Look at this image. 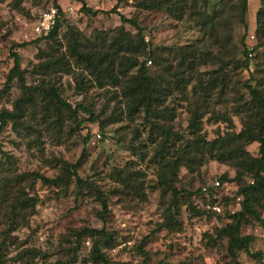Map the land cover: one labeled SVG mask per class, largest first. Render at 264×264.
I'll list each match as a JSON object with an SVG mask.
<instances>
[{
  "label": "rangeland",
  "instance_id": "rangeland-1",
  "mask_svg": "<svg viewBox=\"0 0 264 264\" xmlns=\"http://www.w3.org/2000/svg\"><path fill=\"white\" fill-rule=\"evenodd\" d=\"M81 1L95 15L81 12L80 3L57 0L64 23L54 40L45 41L33 34V27L41 13L54 7L53 0H0V88L12 66L8 56L10 47L29 43L15 49L21 68L27 71L25 83L36 85L42 80L46 85H55L63 101L71 107L83 105L94 119L89 123L84 113L65 112L61 126L55 127L52 120L41 122L36 118L37 108L34 120L30 109L25 108L20 127L13 129L7 123L1 129L0 264L64 263L74 247L72 232L82 228L103 230L111 236L112 247L100 249L110 264H234L226 254L225 241L215 237V230L227 224L226 215L240 208V199H233L237 186L231 182L232 167L209 160L194 173L180 168L173 187L183 193L177 197L178 204L170 209L173 223L172 230L167 231L163 225L168 219L166 210L171 197L169 192L164 196L160 193L156 167L150 161L154 146L147 140L148 128L142 115L135 116L131 122L125 121L123 100L111 87L98 89L86 83L84 91H78L75 80L87 78L78 74L70 58L67 59L73 75L44 78L31 71L39 62L38 50L49 52L51 47L50 51L58 54L64 51L72 28L90 41L111 38L121 25L119 17L109 13L116 8L119 15L140 27L147 49L157 55L145 64L149 75L163 85L177 82V90L170 88L163 103L172 118L159 124L186 137L187 110L194 103L193 108L209 113L202 119L205 139H227L247 123L246 117L235 113L242 101L249 100L243 83L249 82L264 97V30L260 32L256 23L260 1L247 0L245 27L238 22L239 0H169V9L154 11L137 8L136 0ZM123 29L132 36L136 33L127 24ZM255 47L257 50L250 52ZM178 48L188 52L196 48L210 56L203 65L197 61L179 65L175 52ZM243 50L248 53L247 69L241 66L245 59ZM218 61L227 62L220 71L226 88L221 96L217 91L211 92L202 103L196 98L200 94L194 96L192 90H198L200 81L204 84L218 73ZM168 74L176 78L170 80ZM18 96L13 84L8 96L0 101V111L10 110ZM209 115L230 119L232 128L222 122L208 121ZM257 149L256 143L246 147L252 156L257 155ZM79 160L77 177L96 187L105 200L102 219L97 216L102 208L94 194L84 189L77 193L73 177L57 187L33 181L34 174L47 179L65 177L63 164H75ZM116 171L122 172L120 177L130 174L132 189L116 179ZM222 175L226 176L225 182L219 180ZM25 198L32 200L31 206L13 212L12 203ZM183 202L203 215L189 216ZM213 206L219 209L218 213L211 210ZM258 212L262 218L261 210ZM240 234L253 238L250 252L259 253L260 258L239 253L237 264H264V224L242 225ZM93 239L80 240L74 264H90ZM139 247L146 254L145 260Z\"/></svg>",
  "mask_w": 264,
  "mask_h": 264
},
{
  "label": "trees",
  "instance_id": "trees-1",
  "mask_svg": "<svg viewBox=\"0 0 264 264\" xmlns=\"http://www.w3.org/2000/svg\"><path fill=\"white\" fill-rule=\"evenodd\" d=\"M57 0H53V6L56 10V19L54 26L48 35L40 38L45 41H52L57 35L58 29L63 25L62 13ZM80 3V11L95 15L90 9L83 6L81 0H72ZM137 8L146 11L167 10L171 6L168 5L169 0H136ZM178 2L180 0H177ZM260 1V9L256 14V23L258 30H264V0ZM119 2V0L117 1ZM176 1H173L175 4ZM175 6V5H174ZM247 9V0H239L238 3V22L245 27L244 17ZM109 13L119 17L120 26L114 30L111 38L100 37L94 41L85 39L80 33L71 28L69 41L64 51L45 52L38 50L36 59L39 61L32 67L33 73L39 77L46 78L50 75H73L71 65L67 58L72 60V66L77 68L78 74L85 75L87 80H75L76 89L84 91L87 86H95L98 89L103 87H111L116 90L119 97L123 100L122 116L125 121L131 122L135 116L142 115V121L147 126L148 142L154 146L150 161L156 167L157 183L160 187V193L164 196L167 192L171 197V202L167 207L168 219L163 225L167 231L172 230L173 215L170 209L178 204L177 197L183 191L176 190L173 182L177 177V171L184 168L188 173H194L209 160H213L218 164L228 165L234 170V177L231 182L237 186L233 199H240L239 210L226 215L227 224L215 230V237L218 240H224L227 256L237 264L236 257L239 253H244L249 258L259 259V253L250 252V244L253 242L251 236H241V226L250 225L255 222L259 225L264 224V97L259 89L249 85V82L243 83L245 93L249 97L248 101H242L236 108V114H242L247 118L244 129L237 134H233L230 138H217L207 141L202 132V119L208 113L207 110L198 111V108L188 107V125L186 137L179 133L172 132L169 128H165L159 124L164 120H171L172 115L166 107H163L164 99L169 95L170 88L177 90L178 85L175 83H158L151 77L145 67L146 62H150L157 58L155 52L148 50L141 32L140 27L130 19H126L116 12L113 8ZM130 25L135 31V35H130L124 31L123 25ZM39 40V39H38ZM96 41V42H95ZM37 42V41H36ZM29 43L12 45L9 49V58L12 66L7 72L5 81L0 88V101L5 99L13 84L19 91V96L11 103V109L0 111V131L7 123L15 129L16 126L22 125L21 119L24 116V109L29 108L32 118L34 110L38 109L36 117L41 122L52 120L55 127H60L63 113L70 115L81 112L87 115L86 121L92 123L94 121L92 114L81 104L71 107L63 101L58 93L57 88L53 84L46 85L41 80L36 85H27L25 83V75L27 71L21 68L20 58L15 49L23 48ZM257 48H252L250 52H255ZM176 58L178 57L179 65H190L196 62L203 65L207 62L208 56L199 49L193 51H182V48L176 49ZM244 62L242 67L248 68V53L243 50ZM67 56V57H66ZM233 64H236L234 61ZM218 73L210 76L207 81L200 86L198 90H192V94H200L202 103L206 102V98L211 92L217 91L220 96L226 88V82L222 76L221 69L227 65L225 61H218ZM134 71V73H132ZM79 76V75H78ZM170 77L174 80L176 75ZM39 104V107L37 106ZM208 121L212 123L222 122L231 129L232 123L226 117H213L209 115ZM84 121H80L77 125H81ZM114 122H116L114 120ZM177 143V144H176ZM252 143L258 145L257 155L252 156L246 151V147ZM79 160L75 164H63L65 177H56L47 179L41 175L34 174L33 181H39L43 186L57 187L60 184L68 182L71 177L75 184V190L80 194L81 190L92 192L96 201L100 204L102 212L97 216L102 219V213L106 211V203L102 194L90 183L82 181L76 175V170L80 164ZM121 171L115 172L116 179L120 180L123 186L129 187L131 182L130 174L121 175ZM248 180V182L245 181ZM219 180L225 182L226 176H220ZM206 192V191H205ZM206 197V195H204ZM31 199L25 198L12 203V211L23 209L31 206ZM229 201V199H225ZM183 204L187 208L188 215L191 217H200L202 212L191 207L186 202ZM258 210L262 212L260 218ZM219 220V219H218ZM74 236V247L71 251V257L64 263L55 264H74L75 255L79 251L80 240L82 238H94L89 251L90 264H110L104 254L100 251L101 247L110 248L113 244L111 236L103 230H94L82 228L72 232ZM214 246V244H212ZM139 253L145 260L146 254L140 249Z\"/></svg>",
  "mask_w": 264,
  "mask_h": 264
},
{
  "label": "built area",
  "instance_id": "built-area-1",
  "mask_svg": "<svg viewBox=\"0 0 264 264\" xmlns=\"http://www.w3.org/2000/svg\"><path fill=\"white\" fill-rule=\"evenodd\" d=\"M56 19V10L54 8H50L43 13H41L38 17V20L36 21L34 27H33V34L37 38H44L48 35L49 31L54 26V22ZM215 187L218 186V183L214 184ZM205 190H203L204 192ZM238 200V199H236ZM211 210L214 212H219V209L217 207H211Z\"/></svg>",
  "mask_w": 264,
  "mask_h": 264
}]
</instances>
